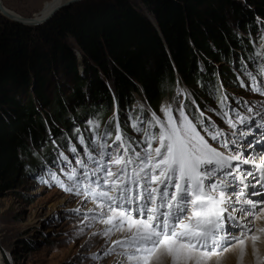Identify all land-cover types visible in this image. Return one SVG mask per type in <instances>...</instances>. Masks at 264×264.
Instances as JSON below:
<instances>
[{
	"label": "trees",
	"instance_id": "1",
	"mask_svg": "<svg viewBox=\"0 0 264 264\" xmlns=\"http://www.w3.org/2000/svg\"><path fill=\"white\" fill-rule=\"evenodd\" d=\"M139 2L85 0L33 29L0 17V190L40 165L38 149L52 164L74 120L106 125L116 112L122 123L136 95L148 118L165 98L179 105L178 86L190 119L214 116L222 88L242 83L239 61L256 69L250 38L264 30V0Z\"/></svg>",
	"mask_w": 264,
	"mask_h": 264
},
{
	"label": "snow or ice",
	"instance_id": "2",
	"mask_svg": "<svg viewBox=\"0 0 264 264\" xmlns=\"http://www.w3.org/2000/svg\"><path fill=\"white\" fill-rule=\"evenodd\" d=\"M256 56L264 60V49ZM245 71L247 87L264 96V63L257 74ZM226 100L221 99L222 107ZM244 105L248 115L232 109L234 117L226 119L233 129L227 135L215 124L205 127L203 112L190 119L183 105L177 109L179 122L170 106L162 109L163 120L155 113L151 118L129 117L135 121L133 128L143 132L135 145L114 116V131L106 127L102 137L90 142L86 159L75 161L79 168L63 157L68 169H61L64 178L52 173L51 179L95 203L82 223L91 219L107 225L105 237L122 233L104 253L110 255L118 246L120 264H153L162 258L171 264H208L215 252L233 242L244 246L249 237L255 251L259 240L255 232H264L254 227L264 212V148L257 151V145L264 143V101ZM145 122L147 128H142ZM197 125L219 147L212 146ZM80 142L84 143L83 136ZM71 151L79 155L75 147Z\"/></svg>",
	"mask_w": 264,
	"mask_h": 264
},
{
	"label": "rangeland",
	"instance_id": "3",
	"mask_svg": "<svg viewBox=\"0 0 264 264\" xmlns=\"http://www.w3.org/2000/svg\"><path fill=\"white\" fill-rule=\"evenodd\" d=\"M52 1L2 0V5L12 14L28 19L39 16L45 5ZM132 2L142 8L139 0H132ZM0 17L4 22L20 25L7 20L1 13ZM49 22L50 20L44 25ZM29 29H33V27ZM262 37H264V30L260 26L250 38L254 49L252 59L257 61V68L261 63H264V60L256 56L258 51L264 49V39ZM73 51L75 56L81 59L76 48ZM239 64L242 65V69L237 68V65L233 69L236 72L237 79L241 80L244 86L235 87L233 85L234 87H232L230 85L225 90L238 100L248 101L249 105L254 103L258 105L264 101V96L252 92L247 87L249 80L245 71L246 68L248 71L253 72L254 70L246 60L239 61ZM253 73L257 74V71ZM179 90L178 95L183 101L184 93L181 89ZM188 99L193 103L190 96ZM135 100L136 103L133 109L136 108V112L129 111L122 119L123 127L128 132L135 122L130 120L129 117H144L142 112L148 110L142 97L136 95ZM166 106L172 108V115L179 122L177 109L180 108V105L167 99L163 100L157 113L148 111V118H151V115L155 113L163 120L164 113L162 109ZM237 110L241 116L248 115L246 108L243 110L238 108ZM114 116H116L115 112H113L105 126L99 124L93 116H85L81 123L74 120L72 129L59 137L60 140L67 138L69 147L57 146L58 160L56 163L52 165L48 164L46 160L44 161L42 159L44 156L43 148L38 149V151H35L36 154H32L30 158L33 160H36L35 156L40 158V165L36 166L34 172H27L26 170L18 172L11 184L0 190V264H120L122 257L117 255L120 251L118 246L112 254L105 256L104 253L112 246V241L121 238L122 233L116 231L110 237H105L102 233L108 227L107 225L91 219L82 223L84 215H90L87 210L95 208V203L86 201L82 195H77L75 190L73 192L65 191L51 179L52 173L62 179L64 178L65 172H62L61 169H65V171L68 169L63 157H68L72 165L79 168L75 161L79 158L86 159L85 149L90 144L88 139L92 137V142L98 136L102 137L106 127L108 129L112 128L110 122L114 121ZM141 127L147 128V123L145 122ZM225 127L227 128L228 125ZM151 131L157 132L159 129L153 128ZM232 131L233 129H230L229 132H223L227 135ZM89 134L91 136L87 138ZM129 134L131 133L129 132ZM138 135L142 136L143 132L138 131L136 136L134 133L132 136L138 139ZM81 136L84 138L83 144L80 142ZM109 142H111V138ZM156 146L153 143V147ZM215 146L219 147L217 144ZM73 147L77 149L78 156L71 151ZM65 183L70 184L67 181ZM77 209H79V212L76 211ZM249 239L251 238L249 237ZM245 243H247V240ZM231 247L226 248L224 251L215 252L213 255L219 254L220 257L212 256L208 264H244L247 261L246 251L243 253V257L238 252H236L238 255L226 254V251ZM94 255L98 258L93 259ZM165 259L167 258L159 261L160 263L154 261L153 264H163Z\"/></svg>",
	"mask_w": 264,
	"mask_h": 264
},
{
	"label": "bare ground",
	"instance_id": "4",
	"mask_svg": "<svg viewBox=\"0 0 264 264\" xmlns=\"http://www.w3.org/2000/svg\"><path fill=\"white\" fill-rule=\"evenodd\" d=\"M67 1H69V0H53L52 2L46 4L45 5V8H43L41 14L39 16L33 17V19L38 20V21L43 20L45 18L44 21H43V23L41 25L34 26V25H30L27 22H24V24H25L24 27H27V28H31V27L36 28V27H40V26L44 25L46 22H48L49 20H51L59 11L54 16H51L50 18H46V17L56 7H58V5H60L62 3H65ZM7 12H9L10 14H12L11 11H9V10H7ZM12 15L15 18H19L20 17V16L15 15V14H12ZM22 19H24V18H22ZM262 206H264V205H262ZM249 220H251V217H249ZM254 227L257 230L264 229V212H261V213L258 214V218L255 220V226ZM255 235H257L259 237V240H258V242L256 244V250L255 251L253 250V242H252V239L247 238L246 239L247 240V243H245L244 246H242V245H236V244H239V243H235L234 245L232 244V247L226 251V254L232 253L233 255H238V254L241 255V251H242V247H243L244 248V252L246 251L245 254L247 255L246 256V260L247 261L244 264H264V232L256 231L255 232ZM246 240H245V242H246ZM236 252H238V254ZM212 256H219V254H215V255H212ZM241 257H243V256H241ZM162 259H164V258H162ZM162 259L160 261H162ZM242 259H244V258H242ZM231 260H233V259H231ZM155 262H157V261H155ZM163 264H171L170 259H168V258L165 259V261H164Z\"/></svg>",
	"mask_w": 264,
	"mask_h": 264
},
{
	"label": "water",
	"instance_id": "5",
	"mask_svg": "<svg viewBox=\"0 0 264 264\" xmlns=\"http://www.w3.org/2000/svg\"><path fill=\"white\" fill-rule=\"evenodd\" d=\"M84 0H69L65 3H62L60 5H58V7H56L46 18H50L51 16H54L58 11L64 9V8H67L73 4H76V3H79V2H82ZM0 13L3 17H5L7 20H11L12 22L14 23H17V24H20L22 26H25L24 22H27L29 23L30 25H34V26H38V25H41L44 21L43 20H35L33 18H28V19H22V17H19V18H15L12 14H10L9 12H7V10L4 8V6L2 5V1L0 0ZM79 60L81 61V59L79 58ZM80 71H82V66L80 68Z\"/></svg>",
	"mask_w": 264,
	"mask_h": 264
}]
</instances>
